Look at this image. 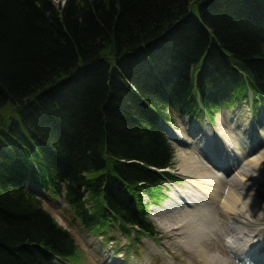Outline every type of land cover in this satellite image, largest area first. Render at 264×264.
<instances>
[{"label": "trees", "instance_id": "16d2710c", "mask_svg": "<svg viewBox=\"0 0 264 264\" xmlns=\"http://www.w3.org/2000/svg\"><path fill=\"white\" fill-rule=\"evenodd\" d=\"M61 2L0 0V264L78 263L50 195L96 234H157L172 110L264 101V0Z\"/></svg>", "mask_w": 264, "mask_h": 264}, {"label": "bare ground", "instance_id": "6f19581e", "mask_svg": "<svg viewBox=\"0 0 264 264\" xmlns=\"http://www.w3.org/2000/svg\"><path fill=\"white\" fill-rule=\"evenodd\" d=\"M216 121L214 129L197 135L196 143L187 140L189 147L175 153L185 184L172 185L155 218L198 258L193 264H264V110L257 122L245 105L225 108ZM214 130L226 157L215 150ZM220 236L231 255L219 246L211 252ZM166 264L175 263L166 257Z\"/></svg>", "mask_w": 264, "mask_h": 264}, {"label": "rangeland", "instance_id": "374dc122", "mask_svg": "<svg viewBox=\"0 0 264 264\" xmlns=\"http://www.w3.org/2000/svg\"><path fill=\"white\" fill-rule=\"evenodd\" d=\"M259 104L258 101H255V106H252V115L257 122L261 118V110L262 113L264 110V103L260 106ZM239 105H245L247 109H251L250 101L247 102L246 100L242 102L238 101L237 104L231 105L229 108H236ZM13 108L11 105H8L0 109V124L14 113ZM172 114L174 119L171 125L167 126V131L172 140L175 153L178 150L187 149L189 147L186 143L187 140H192L196 143L197 139L193 133L198 132H196L195 129L202 133H207L211 126H214V128L217 126V115L213 121H211L208 116L203 114L200 115L201 117L190 119L187 116L180 115L176 109L172 110ZM212 137L215 141L214 147L216 152L219 153L220 150L224 152L225 148L222 144V140L215 130L213 131ZM192 147L202 155V152L197 148L196 144ZM223 154L225 155L226 151ZM175 164L176 161L174 159V166L171 167L170 170L177 177H175L174 180L166 181V183L161 184L163 188L159 187L157 189V196L155 198L146 196L144 200L147 204V215L158 230L157 234L153 236L141 232L137 236H134V234L128 236L118 229H110L107 233L101 232L96 234L81 224L80 218L63 199L59 198L55 201L56 198L54 195H50L51 199L45 196L44 207L46 210L53 215L60 225L71 232L79 245L78 263L75 264H166V257H169L175 264H193V262H199L195 255L190 254L185 248L176 243L177 238L175 235L162 230L155 218V214L157 213L155 208L161 207L166 201V196H161V191L170 189L172 185L185 184V179L180 174ZM131 238H133V244L131 243ZM225 241V237L223 236L214 238L212 246H215V248L212 249L211 252H214L219 246L224 254L231 255L230 250L225 247ZM116 243H119L122 248L119 249L120 247L118 245L116 249L119 250H116L113 247ZM153 243L159 250H155L151 247L150 244ZM126 244L127 246H124ZM121 254H124V257H121ZM231 264L239 263L237 260H234L231 261Z\"/></svg>", "mask_w": 264, "mask_h": 264}]
</instances>
